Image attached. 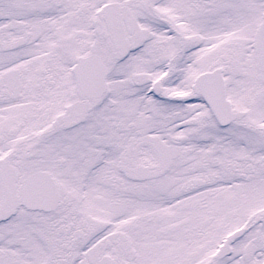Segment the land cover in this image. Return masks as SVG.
<instances>
[{
    "label": "snow or ice",
    "instance_id": "6c2138e0",
    "mask_svg": "<svg viewBox=\"0 0 264 264\" xmlns=\"http://www.w3.org/2000/svg\"><path fill=\"white\" fill-rule=\"evenodd\" d=\"M0 264H264V0H0Z\"/></svg>",
    "mask_w": 264,
    "mask_h": 264
}]
</instances>
